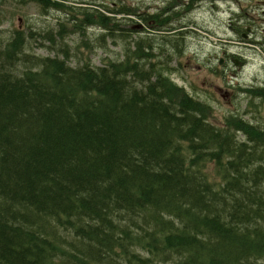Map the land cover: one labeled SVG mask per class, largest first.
<instances>
[{
	"label": "trees",
	"instance_id": "obj_1",
	"mask_svg": "<svg viewBox=\"0 0 264 264\" xmlns=\"http://www.w3.org/2000/svg\"><path fill=\"white\" fill-rule=\"evenodd\" d=\"M97 6L103 11H83L79 21L74 12L66 22L113 37L116 15L136 14ZM24 44L15 30L0 49V264L264 260L255 227L264 216L244 219L233 195L263 208L264 128L233 114L222 126L208 121V108L151 52L72 66L66 49L63 58L33 57L22 55ZM20 60L23 69L11 72Z\"/></svg>",
	"mask_w": 264,
	"mask_h": 264
},
{
	"label": "rangeland",
	"instance_id": "obj_2",
	"mask_svg": "<svg viewBox=\"0 0 264 264\" xmlns=\"http://www.w3.org/2000/svg\"><path fill=\"white\" fill-rule=\"evenodd\" d=\"M171 1L174 2L170 3ZM254 1L68 0L67 4L72 9L67 15L68 11L62 10H48L44 13L33 2L1 0L0 49L6 46L15 30L22 33L23 41H25L26 49L23 50L22 55L27 53L33 57L57 55L62 57L63 54L59 52V49H62V52L66 49L67 60L72 66H78L84 62L101 66L108 60L121 61L125 54L131 55L134 49H141L142 54L151 52L157 56L154 63L159 62L161 66L166 65L167 68H171L169 73L171 79L208 108V121L216 126H222L233 114L238 121L254 124L253 113L257 111V107L255 104L246 105L249 98L239 91H247L246 87L250 86L258 87L264 81V58L260 53L252 54L253 51H249L245 46H234L228 42L231 36L229 26L237 17L240 6L254 4ZM92 2L94 5L104 3L112 8L125 6L131 8L130 10L135 11L136 14L124 16L127 18L121 19L113 37L108 36L107 31L93 26L79 27L66 21L60 22L67 16L74 15L76 11L75 18L79 21L81 18L79 13L82 12L78 10L81 6L96 7L88 4ZM176 2L177 8L181 9L179 12L176 11ZM60 33L63 39H59ZM136 42H140V47L136 48ZM237 53L244 57L246 63L254 59V64L252 69L245 68L238 77L234 78L235 75L232 72L237 67L226 61L222 62L219 58ZM144 62L142 58L139 66L142 67ZM22 69L23 61L21 60L9 68L15 74ZM165 74L168 75L167 70ZM252 80L257 81L256 85ZM124 88L128 92L129 88ZM260 112L263 116L264 108ZM261 127L264 128V124ZM237 137L244 138L241 132H237ZM208 167L213 173V165L210 164ZM246 189L245 193L248 192ZM258 193L252 192L249 194L252 195L250 198L260 200ZM233 195L243 205L241 216L246 215L243 216L244 219L248 218L255 222L256 217L253 213L264 216V205L257 211L256 206L243 201V193L238 192ZM257 203L261 202L257 201ZM251 208H253L252 213H250ZM103 220L112 221L108 218ZM251 226H253L251 222L245 224V227ZM255 227L264 237V221H259ZM62 235L65 234L62 233ZM262 240L264 244V239ZM259 264H264V260H260Z\"/></svg>",
	"mask_w": 264,
	"mask_h": 264
},
{
	"label": "flooded vegetation",
	"instance_id": "obj_3",
	"mask_svg": "<svg viewBox=\"0 0 264 264\" xmlns=\"http://www.w3.org/2000/svg\"><path fill=\"white\" fill-rule=\"evenodd\" d=\"M172 2L174 1H171L170 3ZM177 6L176 2V11L179 12L181 9L177 8ZM229 28L231 36L228 42L230 44L234 46H245L249 51H253L252 54L260 53L264 58V0H255L254 4H247L245 7L240 6L238 15ZM219 59L222 62L226 61L227 63H232L237 67L234 72H232L235 75L234 78L238 77V74L243 69H252L254 64V59L246 63L244 57L239 53L221 57ZM254 83L256 85L257 81H254ZM246 88H248L247 91L242 90L243 92H239L248 96L249 101L246 102V105L255 104L257 107V111L253 113L255 120L254 123L264 124V115L261 116L260 112L264 108V81L260 83L258 87L254 88L253 86H250Z\"/></svg>",
	"mask_w": 264,
	"mask_h": 264
},
{
	"label": "bare ground",
	"instance_id": "obj_4",
	"mask_svg": "<svg viewBox=\"0 0 264 264\" xmlns=\"http://www.w3.org/2000/svg\"><path fill=\"white\" fill-rule=\"evenodd\" d=\"M0 1H1V0H0ZM0 3H1V2H0ZM71 9H72V8H68V9L66 10V11H68L67 15L70 14V10H71ZM76 12H77V11H76ZM68 19H69V20L72 19V16H67V17L65 18V20H63V21H60V20H59V21L63 23L64 21H67ZM59 21H58V22H59ZM60 22H59V23H60ZM93 27H95V26H93ZM95 28L98 29V27H95ZM122 28H123V27H122ZM99 29H100V28H99ZM171 29H173V28H171ZM163 30H164V29H163ZM169 30H170V29H169ZM175 32H176V31H175ZM34 33H35V31H34ZM177 34H178V33H177ZM173 35H175V34H173ZM171 36H172V35H171ZM27 37H28V36H27ZM109 39H110V38H109ZM177 39H178V38H177ZM66 40H67V39H66ZM66 40H65V41H66ZM0 47H1V46H0ZM28 47H29V46H28ZM69 47H70V46H69ZM47 55H48V54H47Z\"/></svg>",
	"mask_w": 264,
	"mask_h": 264
}]
</instances>
